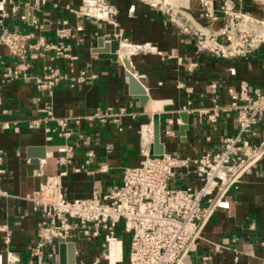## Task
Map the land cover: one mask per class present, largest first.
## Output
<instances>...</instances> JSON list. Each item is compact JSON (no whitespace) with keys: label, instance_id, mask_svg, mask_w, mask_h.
Here are the masks:
<instances>
[{"label":"crops","instance_id":"obj_1","mask_svg":"<svg viewBox=\"0 0 264 264\" xmlns=\"http://www.w3.org/2000/svg\"><path fill=\"white\" fill-rule=\"evenodd\" d=\"M109 1L118 13L113 21L104 22L72 12L85 0H39V5L36 0H0V14L7 15L0 30L32 31L48 41L67 43L77 57L73 75L77 77L81 70L88 72L85 82L73 86L63 82L49 99L36 87L34 77L43 75L47 65L65 70L68 65L64 58L47 52L28 59L26 72L30 78H25L22 71L8 77L20 60L0 45V148L5 153V174L0 181V264H32L30 253L38 240L41 216L27 196L38 191L49 176L65 172L62 183L67 200L93 194L102 197L122 184L126 167L141 164V130L153 126L154 112H147L130 95L128 69L145 86L153 105L156 103L165 152L191 161L187 170L174 176L172 184L176 187L197 189L201 182L194 173L193 161L219 151L223 139L237 133L232 104L244 103L240 96L243 84L250 96L264 90V48L246 58L215 57L198 49L193 31L185 33L170 20L161 2L173 5L169 2L173 0ZM174 1L200 15L198 0ZM234 2L238 10L264 18L263 1ZM31 7L33 24H29ZM221 20L214 30L223 26ZM120 34L119 60L99 58L95 52L99 38L114 39ZM230 91L238 98L234 99ZM47 100L55 119H67L73 131L70 138L60 135L58 129L53 131L57 123L52 120L43 121L38 128L31 126V121L44 118ZM215 106L220 111L212 123L208 113ZM100 112L102 118L93 117ZM183 113L188 117L187 130L179 136ZM257 128L260 134L254 139L259 141L264 115ZM65 147L73 151L68 164L61 162ZM29 149H45L46 157L41 159L37 175L28 172ZM123 239L125 252L128 242L125 236ZM76 240L77 264H94L104 237L92 243ZM205 256L208 259L204 264H264V156L218 204L202 231L197 252L184 264H201ZM57 263L58 256L57 261L46 264Z\"/></svg>","mask_w":264,"mask_h":264},{"label":"built area","instance_id":"obj_2","mask_svg":"<svg viewBox=\"0 0 264 264\" xmlns=\"http://www.w3.org/2000/svg\"><path fill=\"white\" fill-rule=\"evenodd\" d=\"M198 2L199 16L183 6L178 10L171 7L166 10L170 20L185 33L194 32L199 50L208 51L215 57L239 59L264 48V18L238 10L234 0ZM35 4L39 5V0ZM72 12L80 17L110 22L118 10L109 0H85L78 10ZM5 16V13L0 14V26ZM219 18L223 26L214 30L213 26ZM118 38L123 39L121 34ZM0 45L20 60L14 73L10 71L8 77L22 71L25 78H30L26 72L30 64L28 59L44 56L47 52L54 51L57 58H64L68 65L65 70L47 65L43 75L34 77L36 87L49 99L61 83L69 82L73 86L87 79L86 70L79 71L77 77L73 75V61L77 57L67 43L48 41L32 31H14L3 27L0 30ZM230 95L238 98L233 91ZM240 96L244 103L232 104L237 115V133L224 138L219 151L205 153L193 161L194 173L201 182L197 189L172 184L174 176L182 169L187 170L191 161L166 152L153 156L151 125L141 130V153L144 157L141 164L126 167L122 184L110 193L102 197L93 194L89 198L67 200L62 183L65 172L49 176L38 191L27 196L41 216L38 240L31 250L30 262L46 264L57 261L61 239L70 237L76 243V238H81L92 243L103 236L105 240L94 264L105 261L107 264H184L197 252L202 231L218 204L264 156V131L259 141L254 139L260 134L257 126L264 115V90H256L255 96H250L243 84ZM43 109L44 118L31 121V126L38 128L43 121L52 120L57 123V128L52 130L58 129L60 135L70 138L73 131L69 129L67 119H55L48 100ZM219 111V106H215L208 113L212 123L217 121ZM103 116L100 112L93 117ZM64 151L66 155L61 162L68 164L73 151L71 147H65ZM4 156L0 148V181L5 174ZM120 236L123 244V236L126 237L128 255L117 261L116 256H112L115 247L110 244ZM207 259V256L203 257L201 264Z\"/></svg>","mask_w":264,"mask_h":264},{"label":"water","instance_id":"obj_3","mask_svg":"<svg viewBox=\"0 0 264 264\" xmlns=\"http://www.w3.org/2000/svg\"><path fill=\"white\" fill-rule=\"evenodd\" d=\"M33 7L29 8V24H33L34 11ZM121 48V39L114 38L111 39L109 37H101L98 40V47L95 52L98 54L101 59H108L113 62H117L119 60L118 51ZM127 62H125L126 64ZM128 66V65H126ZM126 76L128 78L129 92L135 99H137L141 105V107L145 108L147 112L153 113V137L151 139V148L153 156H161L165 153V143L162 137V129H161V120L160 115L158 113V108L156 107V103H152L150 96L148 94L147 89L142 84V82L136 77V75L130 71L129 69L126 71ZM183 124L178 132L179 136H184L185 131L187 130L188 117L186 113L182 115ZM38 154H37V153ZM45 149H29V158L30 164L28 166V172L30 175L38 174L41 165V159H45ZM116 250L117 254H113L112 256H116L117 261H122L124 258V250H123V240L120 236L117 241H112L110 244ZM57 264H77L76 262V243L72 238H67L66 240H60L58 245V263Z\"/></svg>","mask_w":264,"mask_h":264},{"label":"rangeland","instance_id":"obj_4","mask_svg":"<svg viewBox=\"0 0 264 264\" xmlns=\"http://www.w3.org/2000/svg\"><path fill=\"white\" fill-rule=\"evenodd\" d=\"M258 1H263V0H258ZM170 3H172L173 5H168L167 3H162L161 2V5L164 7V8H169V7H171V8H173V10H178V8L179 9H181V4H183L182 2H179V1H169ZM178 3H180V4H178ZM184 5V4H183ZM179 6V7H178ZM125 239H126V237H125ZM127 255H128V249L124 252V256H125V258H127Z\"/></svg>","mask_w":264,"mask_h":264},{"label":"bare ground","instance_id":"obj_5","mask_svg":"<svg viewBox=\"0 0 264 264\" xmlns=\"http://www.w3.org/2000/svg\"><path fill=\"white\" fill-rule=\"evenodd\" d=\"M264 1V0H263Z\"/></svg>","mask_w":264,"mask_h":264}]
</instances>
